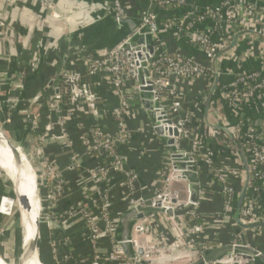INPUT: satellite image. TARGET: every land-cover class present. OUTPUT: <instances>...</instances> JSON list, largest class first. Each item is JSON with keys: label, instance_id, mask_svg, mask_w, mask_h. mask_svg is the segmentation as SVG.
Here are the masks:
<instances>
[{"label": "built area", "instance_id": "1", "mask_svg": "<svg viewBox=\"0 0 264 264\" xmlns=\"http://www.w3.org/2000/svg\"><path fill=\"white\" fill-rule=\"evenodd\" d=\"M7 1V5L17 6V2L24 0ZM32 1L39 6L47 21L65 23L58 8L61 0ZM146 1L148 9L142 12L140 17L142 25L148 26L154 39V53L149 56V60L145 59V66H141V60L137 57L138 52L145 55L141 49L120 52L117 47L112 50H98L96 53L83 48L75 52L67 49L64 55L50 64L54 70L46 85L37 89L26 100L22 97L25 79L29 71L36 70L40 65L41 54L38 49L29 51L30 40L15 30L14 25L7 19L6 10L4 17L3 13L0 14V50L2 42H5L19 44L22 53L29 52L27 57L21 53L10 71L0 69V118L2 124L7 125L11 115L18 113L24 121L23 146L26 144L25 154L35 166L33 168L40 192L42 212L40 243L48 244L54 264H72L73 255L69 250L72 242L69 236L72 231L70 229L77 224L79 226L81 224L78 228L82 240L89 245L90 250L88 256L80 258L81 262L131 264L123 255L115 237L117 223L122 215H114L115 207L112 202L115 192L119 193L126 205L124 211L142 205L148 199L152 200L151 206H155V201L159 200L160 207L165 210L169 206L176 207L189 201L188 184H182L184 188L181 191L186 198L184 202L179 200L181 191L168 190L172 182H184L178 179L177 171L172 169V159L161 144L159 135H156L155 126L147 121L145 110L141 106L137 92L139 89L137 75L140 68L147 70L144 80L150 83L145 85L152 86V102L159 104L158 107H153L152 111L155 113L156 126L162 129V136L174 140L178 152L197 168L200 181L204 179L203 170L209 168L213 170L209 180L207 182L203 180L206 182V189L205 191L200 189V200L217 182L219 193L227 196L226 200L223 199V209H231L234 202L236 189L227 180L221 168H215L217 155L208 146L205 135L196 131L193 115L183 110V101L175 81L183 79L192 82L199 78L213 80L212 60L220 49L227 46L232 35L228 34L229 36L226 35L220 40H214L211 33L203 28V23L210 20L214 26L219 27L223 11L226 14L225 28L236 32L244 28L237 27L232 20L239 12V6L248 7L247 9L258 15L259 32L264 36V0H217L219 2L217 7H202L199 17L193 23H189L188 16L184 15L176 18V21L160 22V12L181 7L187 0ZM110 4L116 16H128L129 4L125 0H111ZM229 8H232V11H228ZM42 22L43 19L36 17L28 29L33 34L40 31ZM164 31H170L175 37L180 32L183 35L188 34V41L201 51L204 62H207L197 61L178 50L169 51L161 38ZM41 47L39 42L37 48ZM230 51L223 55L230 56ZM250 53L263 65L264 45H258ZM220 57L215 61L214 68L217 74L219 72L216 64ZM50 80L52 85L48 86ZM240 88H244V91L238 92L237 89ZM48 89L51 91L47 92ZM109 93L117 98V104L110 106ZM221 96L236 115L241 112L244 105L254 103L262 115L264 126V72L261 67L241 68L232 74ZM135 98L140 104L138 108H134L132 104ZM137 116L145 121L141 126L143 136L156 139L166 157L165 163L156 174L155 186L150 190V196L139 195L137 186L139 174L128 166L120 151V146L127 144L133 137V129L128 126L129 119H136ZM227 127L242 146L243 152L247 154L250 170V181L241 207V221L244 224L264 222V206L258 202L264 194V191L259 193L258 187V184L264 185V174L261 170L264 164V135L259 132V128L246 126L237 118ZM174 130H177V136L174 135ZM73 132L78 134V145L72 135ZM54 146L64 151L66 156L64 165L61 164L58 154L50 149ZM87 161H90L91 165L86 166L84 162ZM231 174L237 183L242 180V170L231 171ZM6 197H0V214H5L2 205ZM172 199L176 202L173 203ZM173 218L166 213H153L139 220L134 226L131 240L134 249L141 247L144 253H147L148 249L155 245L152 242L153 238L156 245L161 246L162 254L160 258H152L150 260L152 264L166 258L163 250L171 247L173 239L171 234L178 233L179 227L172 223ZM168 220L171 224L167 223ZM201 227H195V230L203 232ZM179 232L182 235L186 234L185 231L181 232V229ZM192 237L194 240V236ZM242 240V236L239 235L230 243L253 246L259 254L263 253L252 243ZM204 242L205 240L202 243ZM202 245L203 248L213 246ZM137 260H143V256L137 257ZM223 261L234 263L232 259ZM243 261L245 264L249 262L255 264L253 260ZM216 263L220 262L211 264Z\"/></svg>", "mask_w": 264, "mask_h": 264}, {"label": "crops", "instance_id": "2", "mask_svg": "<svg viewBox=\"0 0 264 264\" xmlns=\"http://www.w3.org/2000/svg\"><path fill=\"white\" fill-rule=\"evenodd\" d=\"M105 1L106 0H61L58 5L61 13L64 11L75 12V14L72 15L73 17L69 18L67 24H64L65 26H63L62 23L58 24L56 22L53 23L47 21L44 13L40 12L39 6L32 0L17 2V6H9L7 5V0H0V14L3 13L2 17L6 15V10L8 12L7 19L14 25L15 30L22 35H25L26 38L30 40L29 51L30 49L32 51L38 49V52L41 54L40 65L36 70L29 71V75L25 79V88L23 95L21 94L25 100L31 96L30 94H27V89L28 93L31 88L34 90L35 81L37 79L39 80V82L36 81L37 86H42L49 80L54 70L50 64L64 55L67 49H69L70 52H75V50H80L81 48L87 49L91 51V53H96V51H98L93 49L94 40L90 38V30L88 29V26L95 20L99 12L102 10L101 8H103V5L100 3H104ZM125 1L129 4L127 15L130 17H138L142 12L148 9V2L146 0ZM193 5L217 7L219 2L217 0H187L186 4L181 7L163 10L160 12L159 18L160 20H166L170 19L172 16H176V18L179 19L183 15L188 16L189 18L191 16V8ZM80 8H82V10ZM247 8L248 7L239 6V12L232 21L235 22V25L239 28H247L259 32L260 25L258 23V15L254 14ZM36 17L43 19V22L39 27L40 31L33 34L28 27L33 25L32 23L35 22ZM68 26H70L69 29ZM204 29H207L211 33L212 39L214 40H220L222 37L224 38L228 34L232 35L234 32L230 28L227 30L225 26L221 27L220 24L219 27H216V25L214 26V23L210 20L204 22ZM187 36L188 34H178V36L175 37L172 36L170 31H164L161 33L164 46L169 51L178 50L184 55L192 56L197 61H204V55L196 46L188 41ZM39 42H41V48H37ZM236 43L237 44L230 51V56L222 55L219 61H217L216 68L219 72L218 84L212 94H210L211 86L208 78H199L192 82L183 79L175 81V86L183 101V110L190 112L193 115L196 121L194 126L196 131L205 135L208 146L211 147L217 155L215 159L217 166H215V168L220 167L226 175L227 180L231 182L235 188V182L237 180L235 178L234 180L230 179V177L232 176L231 171L239 172L242 170L238 156L231 147L230 142V146H228L225 139L226 136L221 131L209 127L205 121V117L212 125L222 124L225 126L232 125L235 122V118L246 126H250V123H256L259 119H262V115L254 103H247L244 105L241 112L236 115L222 99L221 93L223 88L229 82L232 74L238 72L241 68L252 69L261 67L264 72V62H262L263 65H261L257 58H253L250 53V51L255 50L258 45H264L263 41L253 34H244L236 41ZM0 52V69L10 71L15 65L17 57L22 53V48L19 44L12 45L2 42ZM22 55L27 57L29 56V52H23ZM30 84L31 88L29 87ZM46 91L50 92L51 90L48 89ZM108 100L110 106L117 104V98L111 93L108 94ZM24 103L25 102H22V104ZM132 104L134 108H138L140 105L136 98L133 100ZM10 119V122L7 123L9 137L13 138L16 134L21 135L22 133L20 142L24 145L25 130H23L24 121L21 114H12ZM0 123L2 124L1 118ZM142 123H145V121L140 116H137L136 119H129L128 126L133 129V137L127 144L120 146V151L128 162V166L133 168L139 174V181L137 184L139 187V195L148 196L151 192L150 190L155 186L154 182L156 174L163 165L162 159H165L166 157L164 156V152L162 153V149L160 150V143L156 139H152L150 136H143L141 131ZM13 133L15 135H13ZM50 149L58 154L61 164L64 165L66 157L64 151L58 146H54ZM84 163L86 166L88 164L91 165L90 161ZM261 170L264 174V164L261 166ZM203 171L204 179H201L200 185L201 190L205 191V184L209 180L210 174L213 170L209 168ZM203 180H206V182H203ZM2 182L3 178L0 176L1 185ZM215 183L216 184L213 188H209V190L205 192L204 198L199 202L201 205H204V209L201 211L209 213L208 215L213 217L221 212L224 203L222 195L218 191L219 184L217 182ZM113 201L114 207L121 208L123 206V208H121L122 212L125 210L126 205L124 206V202L121 200L119 193L115 192L113 194ZM260 204L261 206H264V194L261 195ZM5 205L6 203H3V210H5ZM209 219L210 218L207 216V222H209ZM227 224L232 226L227 233L222 232L220 234L221 236H213V238L219 237L217 240L218 243H221L222 239H226L230 242L240 235L242 236V241L253 244L255 241V230H246L252 235L250 240H246L244 238L246 233L245 230L239 228L235 222L234 224H230V222ZM80 226L77 224L73 229H70L73 231H71V235L69 236L72 242V246L69 247V250L73 255L71 261L72 264H86L81 262L80 258H84L90 254L89 245L82 240L81 231H79ZM215 231H217V229L212 230V232L208 230L204 233H207L206 235L209 237V233L210 235L215 234ZM226 235L228 238H225ZM212 240L215 241V239H210V241ZM46 246L48 247L46 242L44 244L40 243L41 248ZM0 247L3 248V246ZM48 261L49 264H53L51 258L50 260L48 259Z\"/></svg>", "mask_w": 264, "mask_h": 264}, {"label": "water", "instance_id": "3", "mask_svg": "<svg viewBox=\"0 0 264 264\" xmlns=\"http://www.w3.org/2000/svg\"><path fill=\"white\" fill-rule=\"evenodd\" d=\"M111 0H106L103 5L102 10L99 12L97 17L93 22L89 24L90 38L94 41L95 50H112L117 48L120 52H125L129 50L141 49L145 52L143 55L141 52L137 53V57L141 60V66L146 65V61L149 60V56L154 53V39L150 33V29L147 25H142V19L138 17L116 16L111 4ZM228 11H232L229 8ZM226 14L225 11L222 12L220 25L225 26ZM244 34H253L261 39L264 43V36L252 29H240L234 32L226 47L220 49L212 60L213 64V84L211 86L210 94L215 90L218 84V74L215 71V61L218 57L230 51L237 43L236 41ZM180 35H183L180 32ZM65 59V58H64ZM146 59V61H145ZM144 76H147V70L145 68H140L138 70V95L140 98L141 106L145 110L147 121L154 127L156 135H159V140L161 144L165 147L166 151L172 159L171 167L178 173V179L183 181L184 185L188 184L190 188L189 201L184 204H178L176 207L169 206L168 209L160 207L159 200L155 201V206H151L152 200H146L142 205H137L136 207H131L124 211L120 216L117 228H116V240L119 242L122 248L123 255L131 262V264H152L150 260H137V257L143 256L144 251L141 247L134 249V244L131 241L133 239V229L135 224L153 213H166L173 217H182L189 214L200 202V177L197 168L192 164L188 163L182 156L180 152L174 146V140L172 138H167L162 136V129L156 126L155 113L152 111L153 107H158V102H152V86L145 85V83H150L148 80H144ZM52 85V80L48 83V86ZM207 125L211 128L221 131L228 141L230 142L233 150L238 156L240 165L242 167L243 177L238 183L236 188V195L234 199V209H233V221L235 224L245 230L258 229L264 227V222H258L254 224H244L241 221V207L243 205V200L245 193L247 191L248 183L250 181V170L249 164L247 162L246 156L232 135L229 128L222 124L212 125L207 121ZM250 126L261 127L262 119H259L256 123H250ZM258 126V127H257ZM1 138H3V143L0 148L2 151L15 159L19 164L26 162L29 164L31 171L34 173V168L30 160L27 158L22 147L14 142L10 137L0 130ZM174 135L177 136V130H174ZM22 145V144H21ZM24 160V162H23ZM27 184L30 183L31 188L35 191L38 210L37 218H35V232L27 243L24 244L22 248V253L19 257L18 264H26V262L32 257L33 253H37V258L40 260V238H41V227H42V212H41V200L38 183L35 177L27 175ZM239 189V190H237ZM175 203V199H172ZM198 256L196 259L192 260L188 264H211L215 262H221L226 259L236 260L240 258L242 260L250 261L253 260L255 264H264V254L258 253V251L253 246L232 244L230 242L219 243L208 248H202L198 251ZM1 260L6 264L11 263L6 257L0 254ZM40 263L41 260H40ZM237 264V262H235Z\"/></svg>", "mask_w": 264, "mask_h": 264}, {"label": "rangeland", "instance_id": "4", "mask_svg": "<svg viewBox=\"0 0 264 264\" xmlns=\"http://www.w3.org/2000/svg\"><path fill=\"white\" fill-rule=\"evenodd\" d=\"M78 1V0H75ZM82 10V8H80ZM78 10V9H77ZM64 19V24H67V21L69 18L73 17L72 15L75 14V12H71V11H64L61 13ZM63 24V26H65ZM70 28V26H68V29ZM212 79H210V82L212 84ZM0 130H2L7 137H9V134L7 132V125L1 124L0 123ZM13 135H15L13 133ZM22 137V133L20 134H16L15 136H13V141L18 143L21 147H23V150L25 151V153H27V149H26V144L25 147L23 146V144L21 145L20 139ZM166 158L162 159V164L165 163ZM35 167V166H33ZM133 169V168H132ZM0 176L3 178L4 183L6 182H11L10 180H8V178L6 177V175H4V171L2 169H0ZM12 183H10V188H12V194L14 193L13 191V186H11ZM182 182H172V184L170 186H168V190H179L181 191L182 188H184V184L182 185ZM237 193V192H236ZM8 197V196H7ZM14 199V197H11ZM185 197L182 194V191L180 193V197L179 200L180 201H185ZM16 198L14 201H11V203H13L12 206V210H10L9 214H6V209L3 210L5 211V214L0 215V246H3L2 251L3 254L5 252H9L11 255L9 257H6L11 263L13 264H18V249H19V245H20V217H19V212L18 209L16 207ZM112 204H114V201L112 202ZM234 204L232 203L231 209L226 210L225 208L221 210V212H219L217 215L210 216L208 215L209 213H205L202 212L200 208H202L201 204L198 203V205L195 207L194 210H192L189 214L182 216V217H174L172 220V223H176L177 227H179V229L177 230L178 233H176L175 235L171 234V237H173L172 241H171V247H166L163 250V254L165 255V259L163 260H159V262H153V264H188L189 262H191L192 260L196 259L198 256V251L200 249L203 248L204 245H202L204 240H209L210 239H215V241H211L213 243H218L217 237L213 236H221L220 234L222 232L227 233V231L229 230V228H232V226L228 225L227 223L230 222V224H234L233 221V209H234ZM125 206V203H124ZM123 208V206L121 207ZM120 208V212L122 211ZM207 216L210 218L209 222H207L206 218ZM194 217H198L205 225L202 224H197L194 220ZM167 223L171 224V221L168 220ZM202 227H201V226ZM195 227H201L202 231H196ZM210 228V229H209ZM181 229V232L185 231L186 234L182 235L179 230ZM217 229V231H215V234H211L209 233V237L206 235L207 233H204L208 230H210L212 232V230ZM220 230V231H219ZM192 234V235H191ZM194 236V240L193 237ZM210 238V239H209ZM153 243L155 245H152V247L150 249H148L147 253L143 254V260H151L152 258L155 257H159L161 256L162 252L160 253V249L161 246H159L158 244L156 245V243L154 242V238L152 239ZM195 242H193V241ZM157 241V240H156ZM151 242V243H152ZM40 253L42 255H44L46 258H48L50 260L51 257H53L52 253L49 252L48 247H42L40 249ZM52 260V258H51ZM235 264V262H237V264H245V261H243L240 258H237L236 260H233ZM53 263V260H52ZM54 264V263H53ZM216 264H231L229 261H223L220 263H216Z\"/></svg>", "mask_w": 264, "mask_h": 264}, {"label": "bare ground", "instance_id": "5", "mask_svg": "<svg viewBox=\"0 0 264 264\" xmlns=\"http://www.w3.org/2000/svg\"><path fill=\"white\" fill-rule=\"evenodd\" d=\"M1 135V133H0ZM3 138L0 136V146H2ZM24 162V160H23ZM0 169L4 171V174L11 181L13 191L16 196V207L20 217V245L18 249V257L22 253V248L25 243L31 240L35 232V218H37V200L35 191L32 190L30 183L27 184V175L34 177V173L31 171L29 164L26 162L19 164L11 156L5 154L0 148ZM36 177V176H35ZM0 264H6L0 258ZM26 264H42L37 253L34 252L32 257L26 262Z\"/></svg>", "mask_w": 264, "mask_h": 264}, {"label": "trees", "instance_id": "6", "mask_svg": "<svg viewBox=\"0 0 264 264\" xmlns=\"http://www.w3.org/2000/svg\"><path fill=\"white\" fill-rule=\"evenodd\" d=\"M175 9V8H174ZM191 11H192V13H191V16L189 17V19H188V22L189 23H193V22H195L196 21V19L199 17V15H200V12L202 11V6H199V5H193L192 6V8H191ZM176 21V16H172L170 19H162V20H160V22H165V23H168V22H170V21ZM216 21H217V19H216ZM218 22V21H217ZM203 28H204V23H203ZM202 62H204V61H202ZM207 61H205L204 63H206ZM37 82H39V80L37 79L36 80ZM36 81H35V89L33 90L32 88H31V84H30V88H31V90H30V92L28 93V89H27V94H33L37 89H41V88H43L45 85H46V82L44 83V85H42V86H37V83H36ZM28 84V83H27ZM41 85V84H40ZM237 91L238 92H243L244 91V88H240V89H237ZM259 132L261 133V134H263L264 135V126H261V127H259ZM72 135H73V137H74V139H75V142H76V144L78 145V134H77V132H73L72 133ZM225 137V136H224ZM225 139H226V142H227V144H228V146H230V144H229V141H228V139L225 137ZM159 147V146H158ZM242 147V146H241ZM232 149V148H231ZM160 150H161V148H160ZM229 150H230V147H229ZM245 153V152H244ZM247 154L245 153V156H246ZM160 169H161V167H160ZM159 169V170H160ZM230 179H233L234 180V178H233V176H231L230 177ZM251 182H252V179H251ZM11 183V182H10ZM9 182H6V183H4V181L2 182V185L0 184V197H1V195H3V196H9V197H6L4 200H3V203H6V207H5V209H6V214H9L10 213V210H12V206H13V203H11V201H14L15 200V198H16V196H15V194L13 193L12 194V190H11V188H10V184ZM235 184H236V188L238 187V184H237V182H235ZM11 186H12V184H11ZM258 187H259V193H263V191H264V185L263 184H258ZM235 188V189H236ZM7 193V194H6ZM6 194V195H5ZM151 195V193L148 195V196H150ZM11 197H14V199L13 198H11ZM222 198L224 199V200H226L227 199V196H224V195H222ZM224 200H223V202H224ZM258 202H260V199L258 200ZM202 206V208H200L201 210H203L204 209V205H201ZM242 207H243V205H242ZM120 207H115V213H114V215L115 216H118V215H121L122 214V211L120 212V209H119ZM221 210H222V208H221ZM194 220H195V222L197 223V224H202L203 222L198 218V217H194ZM203 225H205L204 223H203ZM243 230H245V229H243ZM246 231V230H245ZM250 232H248V231H246V233H245V239L246 240H250L251 239V237H252V235L251 234H249ZM224 234V233H223ZM223 236V235H222ZM225 238H228L227 237V235L225 236ZM254 238H255V241L253 242V245L255 246V247H257V248H259V249H261V251L263 252V254H264V227H261V228H258V229H256L255 230V234H254ZM226 242H228L226 239H222L221 240V243H226ZM203 244H205V245H207V246H210V245H215V244H217V243H213V242H211V241H208V240H205V242L203 243ZM0 254L2 255V256H5V257H9L11 254L9 253V252H5L4 254H3V251H2V249H1V247H0ZM89 255V254H88ZM40 260H41V262H42V264H49L48 262V258H46L44 255H42L41 253H40ZM249 264H252V262H249Z\"/></svg>", "mask_w": 264, "mask_h": 264}]
</instances>
